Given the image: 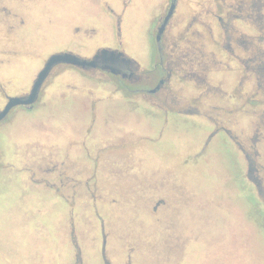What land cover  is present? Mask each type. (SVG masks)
<instances>
[{"label": "rangeland", "instance_id": "rangeland-1", "mask_svg": "<svg viewBox=\"0 0 264 264\" xmlns=\"http://www.w3.org/2000/svg\"><path fill=\"white\" fill-rule=\"evenodd\" d=\"M159 1L135 0L123 15L124 0H0V110L54 53L118 50L150 70ZM239 69L238 112L235 94L222 101V77L211 94L176 80L182 104L166 108L201 117L167 120L136 91L146 82L57 67L33 110L0 123V264H264V190L251 181L264 189L263 171L249 179L223 134L206 146L219 122L264 167V142L258 157L251 142L264 137V88Z\"/></svg>", "mask_w": 264, "mask_h": 264}, {"label": "flooded vegetation", "instance_id": "flooded-vegetation-1", "mask_svg": "<svg viewBox=\"0 0 264 264\" xmlns=\"http://www.w3.org/2000/svg\"><path fill=\"white\" fill-rule=\"evenodd\" d=\"M197 1L194 6L190 5L188 0H160L158 2L159 4L151 14L149 26L146 29V40H154L157 48L156 53L151 54L153 66L150 70L142 68L135 60L129 58L123 52L111 49L98 50L89 58L79 57L92 60L96 55L101 54L103 50H108L116 54L112 61H108L110 54L101 55L95 68H74L85 72L109 74L121 81L135 84L146 82V88H139L136 91L138 94L148 95L150 99L145 98L144 102L148 106L158 107L166 114L167 120L171 118L168 115L172 113L177 116H180V113L191 115V109H189L190 111H169L166 108V106L171 105L175 109L182 104L177 101L174 102L179 99L177 94L174 93L176 80L181 81L183 87H189L199 92L206 91L211 94V92L218 89L213 83L216 80L220 81L222 77L221 82H224L226 87L229 86L231 90H226L225 86L222 87L220 90L222 92V101L224 103L229 102L226 97L235 94L236 102H232L235 103L236 108L232 110L229 106V113L238 112V95L243 94L242 80L245 78L243 73H241L242 70L240 71L239 69L240 66L245 69V73L252 75V79L255 80L259 91H263L264 88L263 4L256 0L250 7H239V0H222L223 2L219 4L215 0ZM207 1L214 2L206 4ZM134 4L135 0H124L123 15ZM187 9H190V11L192 9L193 11L188 13ZM199 12L204 13L201 14ZM59 66L69 67L70 65ZM109 68L114 70V72ZM142 70L147 71L141 74L140 71ZM173 81L175 82L173 83ZM183 87L179 89L183 90ZM30 90L31 88L29 91H22L15 96L6 94V104L9 97L24 96ZM40 96L36 104L39 102ZM153 98L156 99V102H152L154 101L152 100ZM36 104L32 107H19H23L24 111H29L33 110ZM189 105L191 106L189 103L186 107ZM192 113L194 114L191 116L201 117L198 109ZM174 117L172 116V118ZM236 120L238 121V119ZM217 126H220V123L213 122L211 127L214 131L210 134L206 146L211 145L216 136L223 134L225 139L227 137L231 144L233 141L238 148H241L240 151L249 165V179H251L253 173L260 172V170L263 171L264 175V167L262 169L256 167L254 161L251 160L250 153L235 140L236 137L231 136V133L224 126ZM262 126L264 127V124ZM215 128L217 129L215 130ZM251 142L254 143L252 144V151L258 157L260 154L257 151V147L264 142V137L256 135V137L251 139ZM251 181L258 188L259 193L264 190L262 181L257 179H252Z\"/></svg>", "mask_w": 264, "mask_h": 264}, {"label": "water", "instance_id": "water-1", "mask_svg": "<svg viewBox=\"0 0 264 264\" xmlns=\"http://www.w3.org/2000/svg\"><path fill=\"white\" fill-rule=\"evenodd\" d=\"M108 54H110L108 61H112L116 56L115 52L108 50H103L101 54L96 55L92 60L82 59L78 55H75L70 52L54 53L50 55L47 61L45 62L43 68L37 74L30 92L24 96L8 98L7 104L5 105L3 110L0 111V123L7 118V116L14 108L19 106L32 107L36 104L45 82L50 77L55 67L59 65H70L81 69L95 68L97 65V60H99L101 55L106 56ZM112 71L114 72V70Z\"/></svg>", "mask_w": 264, "mask_h": 264}]
</instances>
